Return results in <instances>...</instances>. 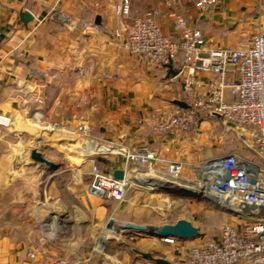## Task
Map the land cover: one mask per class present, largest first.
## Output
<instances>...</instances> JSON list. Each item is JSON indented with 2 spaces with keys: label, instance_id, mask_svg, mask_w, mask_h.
Returning a JSON list of instances; mask_svg holds the SVG:
<instances>
[{
  "label": "crops",
  "instance_id": "crops-1",
  "mask_svg": "<svg viewBox=\"0 0 264 264\" xmlns=\"http://www.w3.org/2000/svg\"><path fill=\"white\" fill-rule=\"evenodd\" d=\"M118 1L0 0V114L13 121L7 133L22 124L48 128L54 123L76 133L80 124H87L91 135L86 142L97 141L108 147L104 150L149 144L159 155L156 169H165L167 161H182L187 178L196 177L202 164L219 155H240L242 144L251 147L235 128L207 118L189 131H151L147 119L153 112L173 113L182 107L176 103L183 101L180 79L167 67H148L123 48L116 32L129 19L116 13ZM150 6L159 7L160 24L170 35L175 36L172 12L180 11L213 47L246 46L255 32H264V0H217L204 9L195 0H172L171 5L164 0H132V15H142ZM24 10L33 18L25 21ZM46 70L58 71L59 77L44 78ZM198 77L206 81L213 76L200 72ZM36 96L42 101H35ZM228 97H234L230 91ZM35 108L39 116H34ZM15 136L0 141V264H22L31 250L37 252L36 264H46L51 256L80 258L82 264H157L145 252L187 264V248L203 234L181 240L184 249L179 252L164 238L115 227L133 239L135 260L127 251L109 249L108 242L121 245L123 238L97 232L96 226L115 220L113 214L121 218L120 226L124 221H155L130 217L127 210L133 200L115 208L106 202L112 200L89 190L94 167L88 153L42 151L56 165L50 169L31 158V150L40 148L31 145L30 137ZM121 157L103 154V160L111 159L110 171L125 168ZM254 157L250 158L257 161Z\"/></svg>",
  "mask_w": 264,
  "mask_h": 264
},
{
  "label": "built area",
  "instance_id": "built-area-1",
  "mask_svg": "<svg viewBox=\"0 0 264 264\" xmlns=\"http://www.w3.org/2000/svg\"><path fill=\"white\" fill-rule=\"evenodd\" d=\"M164 1L172 4V0ZM216 2L195 0V5L204 9ZM114 9L129 19L128 25L116 32V36L123 39L125 50L148 67H166L169 63L178 66L176 76L180 79L187 107L173 113L156 110L147 119L151 131L160 135L175 130L189 131L198 126L202 117H216L235 128L245 142L253 146L257 157L256 161L227 153L196 170L193 184L216 205L236 211L240 222L227 221L217 237L203 235L199 242L187 248L186 263L264 264V32H255L246 46L213 47L202 30L180 11L172 12L175 31L172 36L160 24L159 7H150L142 15H132L131 0H119ZM200 72L213 77L204 81L198 77ZM43 77L58 78L59 72L46 70ZM228 91L233 98L228 97ZM34 100L41 102L42 98L36 96ZM33 114L39 116L40 109L35 108ZM12 122L11 116L0 114V126L9 127ZM58 126L54 123L52 128ZM73 131L83 138L91 135L87 124H80ZM112 147L125 157V174L123 178H116L114 171L94 169L89 190L97 196L123 200L134 184L132 173H141V169L179 181L183 178L182 161H167L165 169H156L159 155L149 144L134 148ZM164 240L174 244L179 252L184 249L183 241L176 237ZM37 258V252L31 250L22 264H36ZM46 264L82 263L80 258L51 256Z\"/></svg>",
  "mask_w": 264,
  "mask_h": 264
},
{
  "label": "rangeland",
  "instance_id": "rangeland-1",
  "mask_svg": "<svg viewBox=\"0 0 264 264\" xmlns=\"http://www.w3.org/2000/svg\"><path fill=\"white\" fill-rule=\"evenodd\" d=\"M205 118L211 119L213 121H219V124L229 127L227 123L219 118L205 116L201 119L204 120ZM23 126L26 128V131ZM8 130V127L1 128L0 141L1 138L4 140V138L7 136H27L31 139V145L39 147L40 149L43 148L42 151H44L46 154L57 155V153H66L82 155L88 153L89 157L93 160V170L102 168L104 170L110 171V168H112L110 161L111 159L104 158L103 160V154H112V156L119 155L120 159L122 158V154L118 153L117 150H104V148L108 147L102 146V144L97 141L86 142L87 140L80 134L77 132L73 133L70 130H61L59 128L52 127L44 128L38 124H22L15 129L18 130V132L15 130H10L11 132H9V134L7 133ZM241 148L243 152L240 155L243 157L255 158L253 146L247 147L245 144H242ZM111 149L113 148L111 147ZM225 152L227 151L225 150ZM140 171L141 173H139V171L132 173V175L134 174V184L129 188L123 200H112L106 202L116 208L118 205H123L129 200H133L135 204L132 206V208L127 210L130 217L151 219L152 221H155L154 224L173 223L178 219L184 218L197 226L201 234L208 236L219 233L227 221L234 223L240 222V219L236 216V214H233L232 212L229 213L220 206H213L211 202H209L212 201L211 198L207 200L203 197H200L198 194L189 193L186 190L174 191L173 193L149 190L148 187H156V185H151L150 183H145L142 181L141 178L147 176V173H145L146 171L144 172L142 169ZM182 180H187L192 182V184L196 181L195 177H183ZM182 186L187 188L191 187L188 184H183ZM117 216L118 214H113L111 217L116 219L113 221H108L107 224H98L96 226L98 228L97 232L106 230L107 232H112L114 234L117 233L119 237L123 238L124 242H122L121 245L113 241L108 242L110 243L108 248L111 250L116 248V251L119 253H122V251H127L128 254L131 255L130 260L134 261V252L132 248H135L136 245L133 244V239L129 240L123 235L122 232L124 231L122 229L118 230L115 228H120L121 218ZM104 243H106V241Z\"/></svg>",
  "mask_w": 264,
  "mask_h": 264
},
{
  "label": "water",
  "instance_id": "water-1",
  "mask_svg": "<svg viewBox=\"0 0 264 264\" xmlns=\"http://www.w3.org/2000/svg\"><path fill=\"white\" fill-rule=\"evenodd\" d=\"M23 19L28 21L33 18L32 13L29 10H24L22 13ZM98 18L96 22H98ZM169 69L170 73L173 76L178 74V70L174 69L172 63L166 65ZM176 103L180 106L186 108L187 104L184 101L176 100ZM30 156L33 160L44 163L48 168L55 169L56 165L53 161L49 160L43 155L42 150L33 148L30 152ZM116 178H123L125 174L124 169H116L113 172ZM254 181V179H252ZM151 191H158V192H167L173 193L174 191H181L186 190L189 193L198 194L200 197H203L209 200V197L201 192V190L197 187H184L182 186L181 182L176 179H172L168 176H159V185L156 187H148ZM213 206H220L213 203V201H209ZM222 209L229 213L236 214L231 208L220 206ZM120 228L126 229L128 232L134 234H146L151 236H156L160 238H167V237H176L180 240H192L196 237L200 236L201 232L197 226H195L191 221L187 219H178L173 223H162V224H151V223H135L133 221H124L121 223ZM145 257L151 258L154 263L157 264H174L173 262L169 261L163 257H154L150 252L143 253Z\"/></svg>",
  "mask_w": 264,
  "mask_h": 264
},
{
  "label": "bare ground",
  "instance_id": "bare-ground-1",
  "mask_svg": "<svg viewBox=\"0 0 264 264\" xmlns=\"http://www.w3.org/2000/svg\"><path fill=\"white\" fill-rule=\"evenodd\" d=\"M144 172L147 173L146 174L147 176H144L143 178H141L142 181H144L145 183H150L151 185H156V186L159 185V176L160 175H157L156 173H154V172H152L150 170H144ZM180 182H181L182 185L183 184H185V185L188 184L191 187H198V185H194V184H192V182H189L187 180H181Z\"/></svg>",
  "mask_w": 264,
  "mask_h": 264
}]
</instances>
